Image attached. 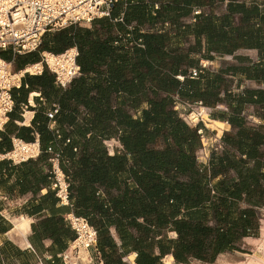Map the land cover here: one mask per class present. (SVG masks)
Masks as SVG:
<instances>
[{
	"label": "crops",
	"instance_id": "obj_1",
	"mask_svg": "<svg viewBox=\"0 0 264 264\" xmlns=\"http://www.w3.org/2000/svg\"><path fill=\"white\" fill-rule=\"evenodd\" d=\"M142 1L149 5V16L157 18L163 15V18L153 27L142 26L140 33L168 32L173 38L175 31L171 30V23L174 16L164 8H178V23L194 26L201 15L217 18L229 15L231 2ZM238 1L246 3L249 10L253 7L258 9V17L254 18L257 21L254 22L263 44L264 0ZM136 2L138 0L121 1L115 5L110 18L97 19L91 24L73 28L74 32L85 29L89 33L85 34L82 44L73 38L60 48V52L75 48L79 54L82 48V74L67 88L59 87L55 76L46 71L37 76L27 75L13 90L15 108L0 133V154L9 153L16 138L25 142L38 140L42 148H53L60 154L61 168L70 179V204H60L51 189L52 180L47 175L49 154L21 164L0 160V264H66L63 257L71 252L75 240L74 230L65 221L68 214L85 218L98 234L96 249L81 252L76 258L77 264H166L165 259L169 257L172 264H218L221 259H233L234 254L246 255L252 247L247 239H257L244 238L237 244L238 251L221 253L213 262L189 258L188 263H179L171 249V241H176L178 234L169 227H156L151 218L144 217L139 211V200L144 197V192L137 182L138 161L120 138L131 133L133 127L138 128L142 114L137 107L133 108L132 96L128 102V95L121 86L114 85L117 82L115 77L108 80V69L102 66V43L112 49H129L143 44L142 40H137V23L124 25L126 8ZM116 9L118 12L114 16ZM232 20L235 28L240 25L239 15ZM251 23L243 25L240 30L242 35L251 34ZM120 25L123 29H120ZM234 30L227 29V32L237 34ZM194 33L190 31L179 42L180 49L196 62V66H184L183 69L187 74L206 69L212 74L221 75L226 87L221 88L220 101L215 107H205L209 113L207 120L190 123L178 110L187 103L179 104L175 109L171 107L168 112H172L181 122L180 131L183 133L198 131L194 157L198 166H206L214 152L222 154L225 147L223 137L228 134L236 138L241 126L264 136V98L252 93L245 95L246 91H264V81L247 80L245 75L235 76L233 73L236 67L259 66L264 70V49L239 44L228 49L210 50L206 36L199 38ZM141 47L144 48L143 45ZM0 53L9 58L5 60L11 62L16 70L23 67L24 61L31 60V54L17 56L11 51ZM38 58L39 62L41 52ZM178 79L184 81L183 76H178ZM109 83L112 89H108ZM102 88L106 95L102 94ZM240 96L243 98L241 101ZM174 99L178 100V96H174ZM54 110L57 113L51 120L48 114ZM102 135L109 136L103 139V143ZM204 140L207 144H204ZM102 146L107 156L104 159ZM157 147L164 148L165 145L159 143ZM184 148L187 146L184 145ZM227 149L235 151L240 157L235 148ZM251 167L246 165L242 174L249 172ZM227 177L234 181L239 179L235 170H230ZM180 180L187 181V178L181 177ZM243 207L246 205L243 204ZM256 210L261 233L264 207ZM16 220H24L28 226L18 229Z\"/></svg>",
	"mask_w": 264,
	"mask_h": 264
},
{
	"label": "trees",
	"instance_id": "obj_2",
	"mask_svg": "<svg viewBox=\"0 0 264 264\" xmlns=\"http://www.w3.org/2000/svg\"><path fill=\"white\" fill-rule=\"evenodd\" d=\"M164 10L174 16L171 23V30L175 31L174 38L168 32L140 33L142 26L153 27L163 15L152 18L149 16V5L138 0L126 8L124 25L136 22L135 32L139 34L137 40H142L143 44L129 49H112L102 43V66L108 69V80L115 77L117 82L114 85L121 86L128 95V102L132 96L133 108L137 107L142 114L138 128L133 127L131 133L120 138L138 161L137 182L144 192V197L139 200V211L144 217L151 218L156 227H169L178 234V239L171 241L177 262L188 263L189 258L213 262L221 253L238 251L237 244L244 238L258 237L259 218L256 209L264 207V136L241 126L236 138L228 134L223 137L225 147L222 154L214 152L208 165H197L194 152L198 131H189L188 134L180 131L181 122L168 110L171 107L175 109L179 104L195 105L199 102L204 108L215 107L220 101L221 88L226 87V81L221 75L212 74L206 69L198 70L196 78H192V73L187 74L183 67H194L196 62L180 49L179 42L193 30L199 38L206 36L210 50L228 49L239 44L264 49L254 22L259 13L256 7L249 10L246 3L231 0L229 15L223 18L201 15L198 24L182 26L178 23V8ZM117 12V9L114 10V16ZM237 15L240 16V25L235 28L232 19ZM250 23L251 34L242 35L240 30L243 25ZM79 26L69 25L46 33L38 52L31 54V60L24 61L21 69L37 63L39 52L64 53L70 48L62 52L60 48L69 43V39L75 38L78 44H82L85 34L89 32L85 29L74 32L73 28ZM122 27L120 25V29ZM227 29H235L237 34L230 35ZM81 49L78 64L83 67ZM1 56L9 59L3 54ZM233 73L235 76L245 75L247 80L264 81V70L259 66L236 67ZM178 76H183L184 81L179 80ZM111 86L109 83L108 89H112ZM249 93L264 98V91H246L245 95ZM102 94L106 95L103 88ZM174 96H178V100ZM101 137L103 143V139L109 136ZM159 143L165 147L158 148ZM227 147L235 148L240 157ZM47 149L43 148V154H47ZM106 157L102 146V159ZM246 165L252 167L243 175L242 170ZM230 170L238 173V181L227 177ZM181 177H186L187 181H181Z\"/></svg>",
	"mask_w": 264,
	"mask_h": 264
},
{
	"label": "built area",
	"instance_id": "obj_3",
	"mask_svg": "<svg viewBox=\"0 0 264 264\" xmlns=\"http://www.w3.org/2000/svg\"><path fill=\"white\" fill-rule=\"evenodd\" d=\"M121 1L126 0H0V52L11 51L17 56L38 52L46 33L69 25L91 24L97 19L110 18L115 5ZM78 57L79 52L75 48L62 54L44 52L39 62L14 70L13 64L3 59L0 53V133L15 108L13 90L21 84L23 78L49 71L55 76L59 87L67 88L81 75ZM197 76L198 72L193 71L192 78ZM185 105L189 108L204 107L201 102ZM56 113L57 110L50 112L49 119L53 120ZM191 116H196L197 122L189 120ZM186 119L197 124L202 120L201 112L195 111ZM46 152L50 155V168L47 172L52 180L51 189L59 203L68 206L71 183L61 168V156L53 148H48ZM42 154L43 148L38 140L25 142L16 138L13 140V149L7 154H0V160L21 164L35 160ZM65 221L74 230L75 240L71 252L64 255L63 260L66 264H77L76 258L81 252L96 249L98 234L85 218L68 214Z\"/></svg>",
	"mask_w": 264,
	"mask_h": 264
},
{
	"label": "rangeland",
	"instance_id": "obj_4",
	"mask_svg": "<svg viewBox=\"0 0 264 264\" xmlns=\"http://www.w3.org/2000/svg\"><path fill=\"white\" fill-rule=\"evenodd\" d=\"M82 25H88V24H82ZM14 70L15 67L13 65ZM204 108V107H203ZM178 110L180 112V114L184 115L185 118L190 116L193 112L197 111V112H201V108L199 106H195L192 108H189L187 105H184L183 107H178ZM208 111V109H207ZM209 113L206 112V115L203 114L202 116V120H207ZM219 126V125H218ZM207 144V141H206ZM262 214L264 215V211L262 212ZM247 242H249L250 244H252V247H250L247 250V254L246 255H242V254H234L232 258H226V259H230L231 262H235L238 264H245L247 263V260L249 258V256H253L256 253H262L261 255H264V221L262 223V228H261V233H259L257 239H247Z\"/></svg>",
	"mask_w": 264,
	"mask_h": 264
},
{
	"label": "bare ground",
	"instance_id": "obj_5",
	"mask_svg": "<svg viewBox=\"0 0 264 264\" xmlns=\"http://www.w3.org/2000/svg\"><path fill=\"white\" fill-rule=\"evenodd\" d=\"M206 112L207 109L205 108H202L201 109V115L205 114L206 115ZM189 120H192L194 123L197 122V118L196 116H191ZM204 144H206V140H204ZM16 223V226L18 229H21V228H26L28 226V223L24 220H16L15 221ZM262 253H256L255 255L253 256H249L248 260H247V263L245 264H264V255H261ZM166 261V264H172V258L169 257L167 259H165ZM218 264H238V263H235V262H231L230 259H221Z\"/></svg>",
	"mask_w": 264,
	"mask_h": 264
}]
</instances>
